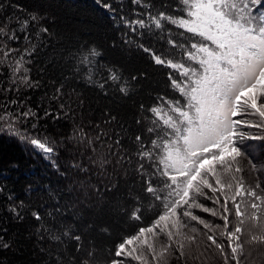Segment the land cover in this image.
Returning a JSON list of instances; mask_svg holds the SVG:
<instances>
[{
  "label": "trees",
  "instance_id": "obj_1",
  "mask_svg": "<svg viewBox=\"0 0 264 264\" xmlns=\"http://www.w3.org/2000/svg\"><path fill=\"white\" fill-rule=\"evenodd\" d=\"M145 3L157 10L168 4L171 10L175 0ZM146 11L133 0H0V26L16 37L0 38L7 45L0 48L18 50L7 57L0 52V264H107L120 259L115 251L123 237L156 217L159 202L145 191L136 171L135 136L145 143L150 139L149 109L158 97L179 98L169 81V73L178 78V72L156 64L139 47L143 44L159 55L170 50L166 39L145 30L143 36L133 33L121 20L141 18L137 14ZM32 15L38 23L31 21ZM24 20L29 23L21 27ZM168 27L175 38L177 29ZM92 48L100 55L89 80L79 57ZM21 55L22 67L15 64ZM13 66L20 71L13 74ZM25 68L30 69L27 84L20 80ZM109 69L120 75L126 95L119 90L121 83L108 79ZM22 136L44 141L56 151L47 155ZM259 146L254 152L245 146L247 155L239 160L244 171L236 175L249 186L255 185L257 175L264 182L259 165L264 141ZM136 208L140 221L132 219ZM232 220L229 215L230 230ZM206 221L223 225L218 217ZM193 225L198 232L188 233L196 236L195 242L183 241L185 256L179 259V250H170L167 264H226L207 235L224 246L227 264H235L229 242L220 235L222 226L213 232ZM248 238L245 231L241 240ZM240 259L242 264H264V244L246 243Z\"/></svg>",
  "mask_w": 264,
  "mask_h": 264
},
{
  "label": "snow or ice",
  "instance_id": "obj_2",
  "mask_svg": "<svg viewBox=\"0 0 264 264\" xmlns=\"http://www.w3.org/2000/svg\"><path fill=\"white\" fill-rule=\"evenodd\" d=\"M133 2L147 11L137 14L141 18L126 20L121 17V20L133 33L143 36L141 30H145L166 39L170 50H162L159 55L143 44L139 47L150 53L156 64L177 70L178 78L169 73V81L179 98L158 97L155 106L149 109L152 115L146 130L150 139L145 143L140 135L135 136L137 174L146 183L145 191L159 202L160 210L149 224L122 238L115 256H125L138 264H167V256L175 247L180 254L177 258H182L185 256L183 241L191 244L196 240L195 235L187 232L197 233L198 228L192 224L197 222L213 232L222 226L220 235L229 242L231 259L235 264H242L240 257L246 243L264 244V221L261 219L264 188H261L259 175L255 185L247 187L242 177L236 175L243 171L239 166L240 158L247 155L242 151L244 142L264 139V136L246 131L264 130V0H175L171 10L168 4L157 10L145 0ZM31 21L38 23L39 19L32 15ZM28 23L29 20L22 21L21 27ZM169 25L177 29L175 38ZM5 36L9 40L16 38L14 31L10 34L6 26H0V38ZM0 44H4L2 39ZM16 51L0 48L5 57ZM99 55V51L92 48L79 57L80 65L88 69L89 80L94 59ZM23 60L21 55L15 64L22 67ZM12 70L15 74L20 67L13 66ZM28 71L30 69L25 68V75L20 77L26 84ZM108 79L121 83V93H128L118 72L109 69ZM99 86L103 88L104 83ZM21 139L45 154L56 151L39 139L23 136ZM248 162L254 172L259 171L251 159ZM154 177L157 178L155 182ZM201 198L211 201L213 207L205 206ZM229 202L233 206L231 209ZM195 210L218 217L223 225H213ZM139 212L136 208L132 219L140 221ZM229 215L234 218L231 230ZM36 218L40 219L38 215ZM245 231L249 238L242 241ZM181 237L183 240L179 239ZM74 238L80 240L78 235ZM207 240L216 245L227 264L229 256L224 246L217 243L214 235H207ZM3 247L9 245L5 243ZM87 255L93 256L91 250ZM107 264H123V261L111 259Z\"/></svg>",
  "mask_w": 264,
  "mask_h": 264
},
{
  "label": "rangeland",
  "instance_id": "obj_3",
  "mask_svg": "<svg viewBox=\"0 0 264 264\" xmlns=\"http://www.w3.org/2000/svg\"><path fill=\"white\" fill-rule=\"evenodd\" d=\"M174 62H175V61H174ZM174 70H175V69H174ZM239 118H240V117H236L235 119H239ZM252 119L255 120L256 118H252ZM246 131L250 132V133L253 134V135L264 136V130H261V129H246ZM252 141H253L254 144H251V143H249L248 141H245V142H244L245 146H246L247 148H251V149H252L251 151H253V152L256 151V150H261V147L259 146V144L262 143V142L264 141V139H257V140H252ZM254 141H255V142H254ZM43 142H44V141H43ZM47 155H50V154H47ZM249 155L252 157V155H251L250 153H249ZM254 156H255L256 158H258V160H259V158H261V155L259 156V153H255ZM259 165L264 166V159H263V162L259 163ZM239 166H240V167L243 169V171H244V167H243V165H242V162H240V161H239ZM262 170H263V172H264V168H262ZM249 172H251L250 167H249ZM240 173H242V172H240ZM240 173H237V174H240ZM244 177H245V175H244ZM245 178L247 179V181H248L249 183L252 184V182H250V181L248 180L247 177H245ZM244 184H245V183H244ZM245 186L247 187V186H249V185L245 184ZM261 187H264V182L261 183ZM205 191L208 192L209 195H213L209 190L206 189ZM257 191H258V193H259L260 190L257 189ZM215 195H219V193H216ZM201 200L204 201V202H206V203H208V206H207V207H213L211 201L203 200L202 198H201ZM222 203H223V198L221 197V204H222ZM205 206H206V205H205ZM232 207H233V206H232L231 202H229V208L231 209ZM242 207H243V206H242ZM195 211H196V214H197V215L202 216V218H205L206 220H208L209 217H212L209 213H203V212H200V211H198V210H195ZM262 216H263V215H262ZM232 221H234V218H233ZM233 223H234V222H233ZM192 224L199 225V224H197V222H192ZM229 225H230V223H229ZM186 231H187V230H186ZM187 234L190 235L188 232H187ZM119 260L123 261V264H138V262L131 261L130 258H127V257H125V256H121Z\"/></svg>",
  "mask_w": 264,
  "mask_h": 264
}]
</instances>
